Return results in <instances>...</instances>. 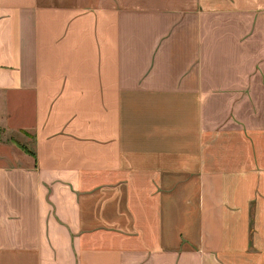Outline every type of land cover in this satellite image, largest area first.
Segmentation results:
<instances>
[{
    "label": "crops",
    "instance_id": "0c3cea01",
    "mask_svg": "<svg viewBox=\"0 0 264 264\" xmlns=\"http://www.w3.org/2000/svg\"><path fill=\"white\" fill-rule=\"evenodd\" d=\"M0 264H264V0H0Z\"/></svg>",
    "mask_w": 264,
    "mask_h": 264
}]
</instances>
